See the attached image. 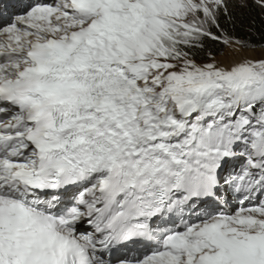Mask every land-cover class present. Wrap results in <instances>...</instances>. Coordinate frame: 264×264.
Returning a JSON list of instances; mask_svg holds the SVG:
<instances>
[{
	"label": "snow or ice",
	"instance_id": "snow-or-ice-1",
	"mask_svg": "<svg viewBox=\"0 0 264 264\" xmlns=\"http://www.w3.org/2000/svg\"><path fill=\"white\" fill-rule=\"evenodd\" d=\"M0 264H264V0H0Z\"/></svg>",
	"mask_w": 264,
	"mask_h": 264
}]
</instances>
